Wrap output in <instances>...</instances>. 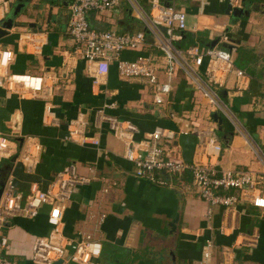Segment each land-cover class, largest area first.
Returning <instances> with one entry per match:
<instances>
[{"label":"crops","instance_id":"0c3cea01","mask_svg":"<svg viewBox=\"0 0 264 264\" xmlns=\"http://www.w3.org/2000/svg\"><path fill=\"white\" fill-rule=\"evenodd\" d=\"M11 1L16 0H0V20L10 12ZM71 1L31 0L16 20L20 25L11 31L7 43L15 53L11 70L45 76L57 120L49 125L43 122V98L20 99L0 88V132L14 138L13 156L0 160V179L10 180L14 191L26 196L32 182L48 190L68 168L76 176L88 178V182L74 185L63 202L62 223L66 238L79 240L90 235L102 243L94 264H201L208 240L214 244L209 264H264V208L241 200L229 213L223 206L209 204L189 172L178 177L157 174L165 183L137 176L133 163L125 157L126 144L102 118L106 115L134 125L133 139L137 141L156 127L174 130L176 137L164 143L167 156L187 162L208 161L204 153L198 154L199 139L190 131L210 129L222 145L221 168L264 176L258 156L264 153V0H258L256 8L241 17L227 13L229 0H160L185 12L182 33L192 34L202 46L217 41L216 46L232 52L234 65L245 70V77L232 71L217 88L238 118L240 129L208 103L179 69L163 105L156 104L147 80L121 76L115 63L100 85H95L89 63L69 34ZM149 1L140 3L152 12ZM236 6H242L241 0ZM88 21L103 31L144 29L128 0H120L112 10L90 11ZM146 36L142 49L123 51L121 57L132 61L141 53L150 54L166 64L154 37L148 32ZM178 43L182 49L190 46L181 40ZM2 45L0 42V48ZM207 66L205 59L199 68L201 75ZM159 78L168 80L163 71ZM215 113L222 115V124ZM79 116L88 122L87 132L99 137L100 146L66 139L68 124ZM228 132L233 137L224 143ZM27 136L42 145L41 160L33 170L16 158ZM50 208L44 204L35 218H14L18 223L11 219L4 226L8 254L19 264H38L32 255L37 238L51 232L47 222Z\"/></svg>","mask_w":264,"mask_h":264},{"label":"built area","instance_id":"2783aa9c","mask_svg":"<svg viewBox=\"0 0 264 264\" xmlns=\"http://www.w3.org/2000/svg\"><path fill=\"white\" fill-rule=\"evenodd\" d=\"M128 1L144 29L125 33L98 30L90 25V11L112 10L119 5L120 0H72L69 4V34L77 44L76 50L90 65L93 83L100 85L110 65L115 63L121 76L147 80L154 90L156 104L163 105L166 96L171 95V80L179 69L203 93L208 103L214 105L240 129L238 118L217 91L218 87L225 84L232 71L239 77L246 76L245 70L234 65L232 52L216 45L202 46L198 43L182 49L177 44L186 28L187 17L183 10L173 4L164 5L160 0H150L151 12L143 8L140 0ZM238 2L239 0H229L234 7ZM146 32L154 37L158 48L163 51L166 64L158 62V56L150 54L139 55L132 61L121 57L123 51L142 49L147 42ZM205 59H208V66L205 74L201 75L199 68ZM14 60L15 53L12 49L0 48V88L7 93L16 94L20 99L43 98V122L47 125L56 123L54 105L50 100L51 92L46 89L45 76L13 72L11 66ZM160 71L166 74L167 81L160 80ZM102 118L126 144L125 157L133 163L137 176L165 183L163 179L157 178V174L178 177L189 172L193 183L200 189L201 197L209 204L223 206L229 213L241 200L264 208V185L260 186L264 176L250 170L221 168L219 158L222 145L212 135V130L193 128L190 131L199 139L198 154L204 153L208 161L195 159L187 162L167 156L164 143L176 137L174 130L156 127L143 140L137 141L133 139L136 132L134 125L106 115ZM87 125L88 122L81 116L71 120L66 139L80 145L100 146L99 137L90 135ZM13 145L14 138L0 132V160L13 156ZM41 156L42 145L27 136L16 158L29 170H33ZM258 156L264 168V153L259 152ZM88 181V178L76 176L74 170L68 168L48 190L42 189L37 182H32L26 196L16 193L12 182L7 181L0 199V264H19L8 254L9 238L3 233L6 223L16 217L33 219L44 204L51 206L47 222L52 229L48 236L37 238L32 260L38 264H54L59 259L67 263L94 264L93 260L101 255L102 243L90 235H84L79 240L68 239L63 233L62 223V204L70 197L72 187ZM231 190L234 192L228 193ZM249 243L253 245L254 241ZM213 247V242L208 240L201 264H209Z\"/></svg>","mask_w":264,"mask_h":264},{"label":"water","instance_id":"95a60500","mask_svg":"<svg viewBox=\"0 0 264 264\" xmlns=\"http://www.w3.org/2000/svg\"><path fill=\"white\" fill-rule=\"evenodd\" d=\"M31 0H16V1H11L10 6L11 10L10 12L5 16V18L0 20V42L3 44V48H9L7 47V43L9 42L8 40L11 39V31L14 27H18L20 25L19 22H17V18L20 16L22 11L27 7ZM258 0H241L242 6L240 7H234L228 6L227 13L230 14L232 12V15L234 17H241L242 15L248 16L251 12V10H254L256 8V3H258ZM247 6V8H245ZM163 30L165 28H162ZM216 42H213L211 46H215ZM220 124H222L223 117L222 115L215 113L214 114ZM233 137V132H228L223 136V142L227 143L230 138ZM6 185V178L0 179V199L3 194V190ZM63 259L57 260L54 264H61Z\"/></svg>","mask_w":264,"mask_h":264},{"label":"trees","instance_id":"16d2710c","mask_svg":"<svg viewBox=\"0 0 264 264\" xmlns=\"http://www.w3.org/2000/svg\"><path fill=\"white\" fill-rule=\"evenodd\" d=\"M200 40V39H199ZM181 41H183V42H188L189 43V45H193V44H196V42H195V38L192 36V34H189V33H183L182 34V39H181ZM179 44V43H178ZM139 55H144V54H139ZM232 192H234V191H228V193H232Z\"/></svg>","mask_w":264,"mask_h":264},{"label":"rangeland","instance_id":"374dc122","mask_svg":"<svg viewBox=\"0 0 264 264\" xmlns=\"http://www.w3.org/2000/svg\"><path fill=\"white\" fill-rule=\"evenodd\" d=\"M18 217H16L15 219H17ZM14 219V218H13ZM15 219L13 221H11L12 223H18L17 221H15ZM15 260V259H14ZM16 261V260H15Z\"/></svg>","mask_w":264,"mask_h":264}]
</instances>
